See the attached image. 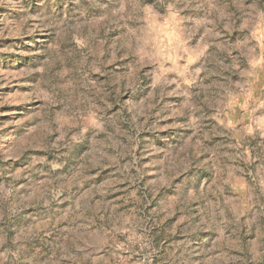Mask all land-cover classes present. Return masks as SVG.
<instances>
[{
    "label": "rangeland",
    "instance_id": "374dc122",
    "mask_svg": "<svg viewBox=\"0 0 264 264\" xmlns=\"http://www.w3.org/2000/svg\"><path fill=\"white\" fill-rule=\"evenodd\" d=\"M0 264H264V0H0Z\"/></svg>",
    "mask_w": 264,
    "mask_h": 264
}]
</instances>
